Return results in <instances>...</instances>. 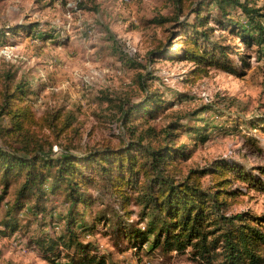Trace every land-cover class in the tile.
<instances>
[{"label":"rangeland","instance_id":"1","mask_svg":"<svg viewBox=\"0 0 264 264\" xmlns=\"http://www.w3.org/2000/svg\"><path fill=\"white\" fill-rule=\"evenodd\" d=\"M180 1L177 7L173 0H0V102L6 86L11 94L24 84L16 102L40 121L37 133L54 143L57 155L62 148L77 156L118 149L147 127L154 134L144 144L157 146L163 130L176 126L173 147L184 149L168 169L171 176L221 193L226 216L264 217V45L246 47L230 32V21L247 25L239 9L222 17L211 0ZM240 1L264 15V0ZM198 11L206 18L203 27H193ZM204 49L221 64L184 56ZM147 94L163 104L132 138L145 113L124 123V110L144 103ZM0 122L10 125L7 116ZM80 161L90 167L93 160ZM99 178L83 189L96 198L91 211L84 209L85 228L77 217L88 255L103 264H208L190 248H152L153 234L148 242L131 239V231L144 233L147 224L137 194L108 189ZM20 181L0 174V264H54L76 256L77 247L51 246L67 234L64 184L48 192L40 202L45 212L37 214L34 199L19 198ZM96 214L107 216L91 226Z\"/></svg>","mask_w":264,"mask_h":264},{"label":"trees","instance_id":"2","mask_svg":"<svg viewBox=\"0 0 264 264\" xmlns=\"http://www.w3.org/2000/svg\"><path fill=\"white\" fill-rule=\"evenodd\" d=\"M173 2L180 7V0ZM212 3L217 6L222 17L229 14V8L241 11L247 19V25L230 21L228 26L231 33H239L246 47L264 45V15L259 9L249 6L247 1L241 3L240 0H211L208 4ZM200 12L196 13L197 23L193 27H203L207 23L206 18L199 16ZM195 29L197 32V28ZM195 44L198 45V41ZM184 56L190 60L194 58L198 63L211 61L212 65L221 64L214 62L216 55L209 54L206 49L200 54L193 50L185 51ZM240 57L244 60L243 55ZM10 77L8 75L7 78ZM16 86V91L11 94L10 86L1 91L0 119L7 116L10 125L5 127L0 122V139L6 140L5 146H0V174L6 178L21 180L19 198L34 199L35 204L31 208L37 214L45 212V207L41 208L40 202L45 203L48 192L54 193L60 184H64L66 201L69 203L65 221L67 234L61 236L59 241H52L51 246L62 244L67 249L77 247L79 251L73 257L66 255L65 262L55 261L54 264H103L96 256L87 254L86 246L80 243L77 233V217L82 216L79 229L85 228L87 223L84 209L90 210L96 201L93 196L86 197L83 189L97 176H100L108 189L120 191L122 188H130L132 191L125 193L130 198L132 197L128 193L137 194L133 198L142 207L141 220H147V224L144 233L137 230L130 232V238H134L136 242H148L149 236L153 234L152 248L159 247L163 252L190 248L195 257L206 260L208 264H261L264 260L261 259L264 254V217L244 214L226 216L220 211L225 204L219 199L221 193H204L198 186L191 185L190 179L178 182L171 176L168 169L184 149L182 146L178 149L173 147L177 137L176 126L169 125L163 130V142L157 146H153L151 142L144 144L146 138L154 134V129L147 127L146 131L139 133L137 139L118 149L106 148L89 155L77 156L69 148H62L57 155L53 152L54 143L37 133L36 127L40 121L27 106L16 102L21 100L19 96L25 94V85L20 83ZM147 95L144 103L124 110V123L136 121L137 112L145 113L141 123L133 128L132 138L140 125H146L156 118V113L163 104L157 97ZM148 105L152 109L146 110ZM208 110L209 107H205L201 113ZM66 128L65 125L62 132ZM197 134L201 139L207 138L206 133H201L200 129ZM81 159L93 161L89 167ZM88 169L91 174L86 171ZM106 216L96 214L91 226L106 219ZM57 248H51L55 257Z\"/></svg>","mask_w":264,"mask_h":264}]
</instances>
